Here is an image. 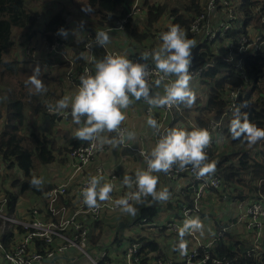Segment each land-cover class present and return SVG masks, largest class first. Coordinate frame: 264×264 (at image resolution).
<instances>
[{
	"label": "trees",
	"instance_id": "trees-1",
	"mask_svg": "<svg viewBox=\"0 0 264 264\" xmlns=\"http://www.w3.org/2000/svg\"><path fill=\"white\" fill-rule=\"evenodd\" d=\"M130 2L131 0H69V4L72 7L83 8V4H90L93 11L90 13L85 12V14L95 19V24L88 23L84 25L82 33L77 38L71 39V37L63 36L68 51H71L70 60L74 67V76H70L71 84H73V81H77L75 78L77 71L90 65L88 62V45L100 59L109 55L104 46L97 44L95 31L104 28L114 29L118 21L129 12ZM204 2L205 0H174L176 5H169L166 2H162V0L160 2L143 0L142 7L144 8L145 16L143 31L141 32L130 26L132 19H129L124 24V31H127L131 36L135 35L141 41L144 39L143 37L151 35L149 30L156 27L155 25L164 14H168L172 18L170 25L178 24L183 30H186L191 22L203 13ZM258 5L260 7L257 9ZM238 9L244 18L241 25L237 23L234 26L232 35H236L237 32L246 33V26L249 23L254 28L259 26V20L261 21L264 16V0H240ZM68 13L69 11L65 8H60L43 25H39V12L27 8L24 0H0V123L2 124L0 128V165L3 164L9 170L19 168L24 177L22 180L13 177L8 186L0 185V197L6 200L4 214L7 215L13 212L20 191H30L37 195L41 194L42 201L33 204L29 208V216L31 209L39 206L38 211L46 222L50 220L57 221L56 215L46 207V200L43 197L44 192L54 184L44 188L34 187L30 183L33 177H36L33 172L39 165L52 163L56 156H60L65 160L68 152L73 147L87 143V141L73 138L68 145L59 146L57 139L53 136L37 135L34 132V128L26 130V125L31 123L34 116L46 114L45 110L47 108L56 107L58 100L67 97L70 86L65 84L62 74L60 75L58 71L56 73L51 72V67L54 62H58L59 66L57 69L62 71V68L67 69L69 67V62L52 58L47 54L41 56L49 67V69H46L47 71L41 70L39 76L46 91L35 94L34 89L30 92L29 86L25 85V81L33 74V69L36 68L34 59H17L12 52V37L14 33H19L27 38L35 37L37 34L42 33V36L51 42L53 36L50 34L53 30H56L59 35H61V30L67 32L69 23L66 14ZM92 24L94 25L93 27ZM168 27L164 28L163 31H167ZM186 38L196 41L197 36L187 34ZM212 45V43L207 41H196V47L192 49L191 62L194 65L210 63V66L200 76L198 84L202 86L203 90L199 88L198 96L194 92V88H198V84H195V87H191L189 84L195 95L194 103L199 110L198 114L196 112L194 115H190L197 128H207L210 119L215 121L222 119L223 125H225V128L223 127L220 132L221 139H224L222 143L219 145L213 140L211 146L206 151L204 150L207 155V160L204 163L215 164V172L205 177L217 176L221 184H226L230 187L231 192L234 189L238 191L236 193L237 198L240 200L247 198L251 200L257 195L264 196L263 151L255 150V154L253 153V148L258 147L260 143L264 144V139L254 145L248 144L243 138L233 139L229 132V125L230 121L239 112L241 117L246 114L253 124L264 128V45L253 54L249 52V54L241 55L250 86L242 83L239 71L232 62H227L222 55L213 52ZM239 86L251 88L241 93L236 101L235 108L225 114L227 113L225 112L228 109L227 106L231 104L228 93L231 89H237ZM174 129L192 131L195 128L186 123L184 114L182 116L181 113L177 112L167 133ZM230 147L233 149L236 147V150L234 151ZM173 167L180 171V176H184V169L181 170L176 165ZM89 170L90 168L77 174L73 185L77 186L79 180L84 175H87ZM234 184L245 187L248 194L243 189L238 190V186ZM159 186L157 185V191H161ZM184 189V200H182V197L179 198V195H176L173 200L174 204L167 201L165 202V207H160L157 204L158 200H153L151 196H148L136 206L133 205L138 210L136 218L145 217L153 221V218H156L159 212L163 210H174L176 211L175 215L179 216L181 208L185 204L190 203L192 198L191 187ZM208 191L215 194L218 193L217 190L211 188H208ZM70 200H66V202H70ZM55 208L57 209V206ZM203 217L206 216L203 214ZM134 220L136 221V219ZM132 221L130 219L125 224L127 225ZM222 225L223 223L220 221L215 224L216 228H221ZM15 226H17L16 230L21 235H24L25 230L22 226ZM104 226L107 227L106 230ZM123 226L125 225L122 222L115 226L113 219H104V221L103 219H98L87 222L93 242H98L105 238L113 227H115V230L120 231ZM163 229L157 232H165ZM233 232L236 233L235 230ZM119 236L120 238L116 236V240H121V234ZM129 237L133 239L132 235ZM91 238L89 239L91 240ZM140 238L144 239L146 237L140 236ZM31 242L38 252L44 253L46 250L54 249L53 244L40 238H33ZM2 246L4 250H8L4 246V242ZM143 247L149 250H158L162 256H166V253L162 251L160 245L155 241H144ZM246 247L247 243L242 238H238L227 231L223 237L219 238V242L213 251L217 257L229 260L233 264H244L245 262L247 264H264V253L262 254V259L247 256Z\"/></svg>",
	"mask_w": 264,
	"mask_h": 264
},
{
	"label": "built area",
	"instance_id": "built-area-1",
	"mask_svg": "<svg viewBox=\"0 0 264 264\" xmlns=\"http://www.w3.org/2000/svg\"><path fill=\"white\" fill-rule=\"evenodd\" d=\"M140 0H133L129 12L124 18L118 21L117 26L114 29H122L124 24L133 19L139 17L143 12L142 6L139 3ZM224 6L228 5V0H223ZM258 5L256 8L258 9ZM206 15V13H205ZM204 16V14H202ZM199 17V16H198ZM228 19L226 22L221 21L219 25L213 29V26L210 28L199 27L197 18L195 23L184 32L193 36H197L199 41H211L217 33L223 28V34H225L228 23H233L237 20V10L230 15H227ZM264 16L259 20V26L257 28H252L251 25H247L246 33H239L233 40L231 44L223 50L224 59L227 62H232L238 69L240 77L243 82L248 81L247 73L244 68V62L241 58L242 54H253L257 50L261 49L264 45ZM96 35V34H95ZM58 37V36H57ZM64 42L60 43L56 41L46 44V52L52 58L61 59L66 62H69V67L65 70V78L71 79L70 76H74V67L73 63L70 60L71 51H68L65 39ZM96 40V39H95ZM52 41V40H51ZM216 43V38L215 42ZM92 53V50L89 51V56ZM109 55H118L116 52H111ZM126 58L130 59L133 62L147 63L151 71V75L147 77V80L150 84L153 85L152 91L154 92L157 88L154 86V81L159 78L160 73H157L155 70V65L153 62L144 61L141 59V56L132 53ZM210 66V63H203L199 65H194L191 62L189 68V74L191 75V80L189 84H198L200 81V76L203 71ZM91 74L90 66H85L80 71H77L75 78L76 88L79 90L80 87V77L81 75ZM174 80L173 76L165 79L164 83H169ZM163 94V85L160 87ZM243 86H239L237 89H231L228 93V98L231 100V104L228 105V108H233L236 105V101L239 95L244 92L246 89L241 91ZM171 108L165 106L162 107V112L164 115L157 117V123L159 125V131L154 130V137L157 141L164 135L169 128L170 124L167 122L172 119V112L174 107ZM152 108L148 106V112H152ZM70 109L65 113L70 116ZM153 116V115H152ZM71 117V116H70ZM219 120H212L211 131L208 128H205L209 131L210 135L212 131H217L219 127ZM198 129V128H196ZM113 137L117 139L120 138V134L123 135V142L118 143L120 146L128 147L129 144L126 141L127 129L126 126L121 124L120 129L117 132L110 133ZM213 135V134H212ZM214 139L211 137V142L208 147L205 148V151L211 146ZM103 146H100L98 142H88L77 147H73L67 154V161L74 172V175L79 172L90 168L87 175H84L80 180L76 188L74 189L75 193L72 192L70 186L66 182L58 183L48 190L45 191L43 197L46 200V207L51 210L55 215L57 221L50 220L46 222L42 215L39 213V206L31 209L30 216L26 220L18 219L12 214H4V205L6 200L0 197V219L3 223L11 222L14 225H20L25 230L22 239L16 243L12 248L4 250L2 244L0 243V256L9 264H47V259L53 258L56 255H62V253L68 250H76L85 260L87 264H233L229 260L221 259L216 256L213 249L216 247L219 242V238L223 237L224 234L229 231V229L236 230L237 234H240L243 240L247 243L246 240L250 242L246 247L247 256L259 257L262 259V254L264 253V196L257 195L255 198H251L250 201L246 202L239 200L234 197V200L229 196L226 200L234 201L235 208H238V214H232L228 217V223L224 222L221 228H216L210 230L208 236L205 234V229L203 227L201 231H192L186 235L189 238H183L184 242L187 245L186 254L182 255L179 251H176V246L180 241L178 235L179 227H182L183 221L187 218H197L200 217V207L197 203L198 198L203 194V190L207 188L215 189L218 193L231 192V189L226 184H221L217 176L214 177H204L197 179L195 175V170L192 166H188L184 169V185L181 191H179V198L185 196L184 188L191 187L192 189V198L191 202L185 204L181 208L180 215L177 216L182 221L173 219V222H168L165 225L157 228L153 221L148 220L143 217L141 219L132 217L133 221L129 223L130 229L126 235L125 242L123 240L115 246L112 250L109 251L114 253L117 249L120 251V259L118 262H114L111 257L108 255L106 245H102L104 248L101 251H97L96 256H92L90 253V239H89V229L87 227V222L98 220L102 217L104 213H117L121 212L120 208L115 204L117 199L125 197L129 192L135 191V186L133 188H127L124 192L120 193L116 190L117 176L111 171H106L103 166L94 164L91 165L95 160L97 155L103 150ZM1 170V167H0ZM147 170V165L145 167ZM180 171L176 168H172L167 174L161 172L163 180L166 182L168 179L180 178ZM154 175V172L152 173ZM104 177L107 184L112 185V192L109 194V199L106 201L98 200V207L89 208L84 203L83 198V189H85L92 177ZM190 177L188 179L187 177ZM122 184L125 185L122 181ZM71 193L75 194L70 202H66L67 198L71 197ZM147 197H142L141 200H145ZM182 201V200H181ZM134 201H129L132 205ZM58 203H60L58 205ZM77 203V205H76ZM238 203V204H237ZM57 206V209L55 208ZM71 208L73 212L68 215V210ZM231 209L234 210V207ZM135 216V215H134ZM236 217V218H235ZM201 218V217H200ZM136 219V221L134 220ZM138 224L144 225L149 229L156 228V230L163 229L165 232L159 233L156 232V235H162L164 241L167 242L168 248L165 250L162 248V251L166 253V256H162L158 250H149L148 248L143 247L144 241H148L145 238L143 240L141 237L147 236V231H135L133 225L139 226ZM215 224V223H214ZM133 234V235H132ZM132 235L131 239L129 236ZM33 238H40L45 240L48 243L54 245V249L46 250L44 253L38 252L31 240ZM60 240L59 242H55ZM156 240V239H155ZM174 249V250H173ZM144 260V261H143ZM241 264V263H239ZM244 264H247L245 262Z\"/></svg>",
	"mask_w": 264,
	"mask_h": 264
},
{
	"label": "clouds",
	"instance_id": "clouds-1",
	"mask_svg": "<svg viewBox=\"0 0 264 264\" xmlns=\"http://www.w3.org/2000/svg\"><path fill=\"white\" fill-rule=\"evenodd\" d=\"M237 2L236 10L239 15L238 6L240 0ZM132 3L133 0H131V5ZM142 9L144 15V8L142 7ZM82 11L90 13L93 9L90 4H83ZM243 18H237L239 25H241ZM122 30H124V27ZM60 34L66 36L67 32L61 30ZM95 34L98 45L105 46L110 43L111 38L107 31L96 30ZM160 40L161 44L158 49H154L151 52H142L140 55L135 54L141 56V59L144 61L149 60L153 62L157 73L162 74L154 81V86L160 88L163 85V94L158 91H152L153 85L147 80V77L151 75L147 63L133 62L120 55H106L103 59L95 61L94 75H81L79 90L71 98V103L69 97H64L57 101V111L69 109L70 107L69 114L73 123L80 125L83 122V127H77L73 136L74 138L88 142L96 141L100 146L105 143L114 146L122 143V134H120L119 139L116 137L109 139L101 134L104 132L114 133L120 129L122 122L125 120V114L122 109H127L132 103L130 97L137 101L143 99L150 109L165 106L171 108L181 103L188 107L193 105L195 95L189 87V81L191 80L189 68L192 60V49L196 47L198 39L196 38V41H194L186 38V33L180 25L173 24L169 25L168 30L161 34ZM219 55H222L224 58V54L219 53ZM40 71V67L37 66L33 69V74L25 81V85L29 86V91L32 92L34 89L35 94L46 91L43 81L39 78ZM171 76H174L175 79L169 83H164L165 79ZM248 82H243L242 80V83L250 86ZM247 86L242 88V90L246 89L248 91L251 87L247 88ZM233 108L226 109L225 112L227 113L225 114H228ZM151 117L147 119L146 123L150 128L158 132L159 125ZM171 125L172 123L169 126ZM229 132L233 139L243 138L250 145H254L264 139V128L253 124L246 114L241 117L239 112L230 121ZM128 135L129 138H134L135 136L134 133H129ZM210 142L211 135L207 129L198 128L192 131L174 129L169 131L167 135L162 136L157 141L150 152L140 151V155L147 163V170H137L134 177L124 176L123 183L129 188L135 186L136 190L129 192L123 198L117 199L115 204L120 208L121 212L134 216L137 209L129 203L130 200L141 203V198L148 196H151L153 200H168L170 196L168 189L165 188L157 191L158 179L152 173L163 172L167 174L174 165L178 166L181 170L191 165L195 170L197 179L214 173L215 164L204 163L207 160L204 150L209 146ZM102 180L103 177L94 176L91 178L88 186L83 189L84 203L89 208L98 207V200L106 201L109 199V194L113 190L112 185L107 183L101 185ZM30 183L34 187L39 188L42 180L33 177ZM56 184L58 183L54 185ZM226 221H228V218H226ZM202 230L203 224L198 217L185 219L182 227L178 229L180 241L175 250L179 251L182 255L186 254L187 245L184 242V236L192 231L202 232ZM124 238L126 237L124 236Z\"/></svg>",
	"mask_w": 264,
	"mask_h": 264
},
{
	"label": "crops",
	"instance_id": "crops-1",
	"mask_svg": "<svg viewBox=\"0 0 264 264\" xmlns=\"http://www.w3.org/2000/svg\"><path fill=\"white\" fill-rule=\"evenodd\" d=\"M130 5H131V2H130ZM141 21L144 26V21H145L144 15L142 16ZM171 21H172V18L168 14L164 15L162 18L159 19V21L155 25L159 29H161L157 37L158 39H159V36H161V34L165 32L163 31V29L164 28L166 29L170 25ZM139 22H140V18H138L137 20L132 19L130 26L132 28L140 27ZM93 26L94 25L92 24V27ZM97 30L107 31L110 35V38H111L110 43L104 46L106 51L117 52L118 55L124 56V57L131 55L133 52L139 55L142 52H151L154 49H158L161 44V43H157V40H156L155 43H153L149 48L146 47L144 49L141 47L142 40L141 41L136 40V39L132 40V38L128 36L127 32L122 29L104 28V29H97ZM76 31H79L78 34H81L83 31V28L77 25ZM71 33L73 32L71 31ZM147 43L148 42L145 40V45H147ZM88 56H89V52H88ZM96 60H100V58L97 55H95L94 52H92L90 56L88 57V62L90 63L89 66L92 69V75L95 74V61ZM41 66H42V69L44 70L49 69L48 65L43 61V59L41 61ZM58 66H59V63L54 62L51 68L58 67ZM65 70H66L65 68L64 69L62 68V71L58 70V73L60 75L62 74L65 84L70 86V91L67 97L70 98V103H71V98L75 96V94L78 92V89L75 87L76 82L73 81V84H71L70 83L71 79L67 80L65 78ZM173 78L175 79L174 76ZM156 91L162 94L161 88H157L154 92ZM130 99H132V103L129 105V107L127 109H122V111L125 114V120L122 122V124L125 125L127 129L126 141L129 144V146L124 147L118 144L114 146L112 144L105 143L103 146V150L100 151V153L97 155L96 160L91 164V165H94V164L101 165L104 167L106 171H111L112 173H115V175L117 176L116 190L117 192H120V193L124 192L127 188L126 185L122 184V181L125 175L134 177L137 170H145L147 163L144 160V158L140 155V151L143 150L144 152H150V150L157 143V139L155 137L151 138L152 128H150L147 125L146 123L147 119L153 115L151 118L157 120V117L164 115L162 112V107L152 108L153 109L152 112H148L149 105H147L143 99L139 101L131 97ZM67 111L68 109L57 111L56 107L47 108L45 110L46 114L44 115L39 114L32 118L31 123L26 125V130H31L32 128H34V132L37 135H42V134L50 135L57 139L59 146L68 145L73 140L74 138L73 136H74V133L77 127H83V122L80 125H75L72 121V118L69 115L65 114ZM1 126L2 124L0 123V128ZM129 133H134L135 134L134 138H129V135H128ZM101 135L104 137H108L109 139L113 138V136L108 132H104ZM56 159H57V156L55 160ZM55 160L48 165L37 166L36 169H37L38 175H42V172L45 166L54 165L56 163ZM59 160L63 161V159L60 158V156H59ZM62 166H64V168ZM7 169L8 168H5V166L1 164L0 171L2 170L7 171ZM60 170L62 172L60 176H57L56 178L51 177V179L46 178L45 180H43L40 187L44 188L49 185H52V183L66 182L69 184L71 190L73 188H76V186H74L73 184L75 181V177L78 173L74 175V172L72 171V168L70 167V165L69 164L64 165V163L60 164ZM15 171L21 172L19 168L16 169ZM83 174H85V172H83ZM154 176H156L158 179L157 185H160L159 187H161L162 190L167 188L168 192L172 194L174 193L173 190L175 189L172 186L169 188L168 182H171V181L179 182L178 187L183 188L184 180L186 179L184 176H182L180 178L168 179L165 182L162 178L161 172L160 173L154 172ZM10 181H8L7 178L3 179L2 181H0V185L8 186ZM104 182H106V179L103 177V180L101 181V185H103ZM14 190L17 191L16 188H14ZM74 195L75 194H71V197L67 199L68 200L72 199ZM176 195H179V191L178 192L175 191V195L174 196L170 195L169 199L166 200L165 202L170 201L172 204H174L173 200ZM41 201H42L41 194L37 195V194L31 193L30 191L28 192L20 191V193L18 194L17 200L15 202L12 215L16 216L18 219L26 220V218L29 216L28 214L29 208L33 204L40 203ZM133 203H134L133 204L134 206L138 204L136 202H133ZM163 207H165V203ZM137 212L138 210L136 211V213ZM175 212L176 211L174 210H163V211H160L159 214L167 215V217H173V219L182 221L181 219H179V217L175 215ZM115 214L116 213H104L102 216H108L109 219H114ZM119 214H126L130 216V218L132 217L136 218V214L135 216L131 214L123 213V212H120ZM200 217L198 218L202 222L203 220ZM101 219L102 218H100V220ZM165 219L168 222H173V219L172 220H168V218H165ZM203 219H206V217H203ZM225 221H226V218H223L221 220V222H225ZM138 225L139 226L133 225L135 227L133 228V230L137 232L141 231L143 233L144 231H147L146 234H148V231L155 229V228L149 229L146 226L141 225V224H138ZM16 227L17 226L9 225V223H3L2 220L0 219V243L3 245V242H4V246L7 248H12L16 243H18L22 239L23 234L21 235L20 232L16 230ZM104 229L106 230L107 227L104 226ZM212 229H214L213 224L211 226V230ZM120 234H121V231H117L115 230V227H113L110 230V232L106 235L105 238L111 241H115V246H117L118 244H120V240H116V236ZM55 242H58V241L56 240ZM101 246L102 244L99 242V243H96L95 247L90 248V253L93 257L97 255V251H101L104 249V248L100 249ZM109 249L110 248L107 247V251H108L107 253L109 257H111V259H113V261L117 263L121 256L120 251L116 249L114 253L111 254L109 252ZM0 264H9V263L6 262L0 256ZM47 264H87V261L80 254H78L76 250H68L62 253V255H57L55 259L51 260L50 262H47Z\"/></svg>",
	"mask_w": 264,
	"mask_h": 264
},
{
	"label": "rangeland",
	"instance_id": "rangeland-1",
	"mask_svg": "<svg viewBox=\"0 0 264 264\" xmlns=\"http://www.w3.org/2000/svg\"><path fill=\"white\" fill-rule=\"evenodd\" d=\"M153 1L160 2L161 0H153ZM237 1H239V0H237ZM237 1L236 0H228L227 1L228 5L225 7L223 0H205V2L203 3L204 4V10L202 13V14H204V16H202V14H201L199 17H197V18H201L198 20L199 27L210 28L211 26H213V29H214L219 25V23L221 21L226 22L228 19L227 15L233 14L236 11V7L238 5ZM162 2H166L169 5H174V4L176 5V3H174V0H162ZM139 3H140V6H142L143 0H140ZM24 4L27 8L32 9V10H36L37 12H39V20H40L39 25H43L44 22L48 18H50L53 14H55L60 8H65L66 10H68L69 13L66 14L67 21L69 23V27H68L67 35H66L67 38L71 37V39H73V38L78 37L79 31H76L77 25L84 28V25H86L88 23H94L95 24L94 18L87 16L85 14V12L82 11V8L72 7L69 4V0H24ZM205 13H206V15H205ZM164 15H167V14H164ZM142 16H143V12L141 13V15L139 17L135 18L136 20L138 18H140V22H139L140 27H136L135 29H137L141 32L143 31V23L141 21ZM238 17L243 18V15L240 12V10H239V15H238V11H237V18ZM135 19H133V20H135ZM195 19L191 22L190 27L195 23V21H197ZM91 20H93V21H91ZM144 20H145V16H144ZM237 23L239 24L238 20H236L233 23L232 27H231V23H228V28H227L225 34H223V28H221V30L217 33V37L214 36L211 41H207L208 43L213 44L212 45L213 52H217V54L219 55L220 52L223 53V50L231 44V40H233L239 34L237 32L236 35L235 34L232 35L233 28ZM71 31L73 33H71ZM160 31H161V29H159L157 26L152 28L151 30H149L151 35L145 36L146 38L143 37L144 39H142L141 47L144 49L146 47L149 48L153 43H155L156 40H157V43H161V40H159L157 38ZM50 35L53 36L51 42H49L46 38H44V36H42V33H39V34H37V36H35V37L33 36L30 38H27L25 36H21L19 33H14L13 37H12V43H13L12 52H13L14 56L17 59H19V58H25V59L33 58L34 63L36 64L35 67L39 66L40 69L43 71L44 69H42V66H41V61H42L41 56H44L45 52H48V49H46V44L52 43V42H54V44H56L55 43L56 41H58L60 43L64 42L63 35H59L56 32V30H53ZM128 36L131 37L132 40H134V39L138 40L135 35L131 36L128 34ZM150 36H154V37H150ZM215 38H216V43L214 44ZM145 40L148 42L147 45H145ZM90 50H93V49L90 47V45H88L87 51H90ZM107 53H108V51H107ZM133 53H135V52H133ZM44 71H47V70H44ZM57 71H58L57 67L51 68V72L56 73ZM190 86L195 87L196 85L190 84ZM199 88H201L203 90L202 86H200L199 84H198V88H196V87L194 88V92L196 93L195 94L196 96H198V94L200 92ZM177 112L181 113L182 116L184 114V119H185L186 123L189 124V126H192L195 129L197 128V125L194 123L192 117L190 116L191 114L194 115L196 112H197V114L199 112L198 107H196L195 103H193V105L191 107H188L183 103L175 106L173 109V112H172V119H170L167 122V124L173 123V120L175 119V115ZM219 123L220 124H219L218 130L214 131V132L212 131L213 135L211 134V137L214 139L216 144L220 145V143H222V141L224 140V139H221V137H220L221 133L220 132L223 129V127L225 128V125H223L222 119L219 121ZM211 127H212V119L209 120L207 128L211 131ZM151 136H152L151 138L154 137V130L153 129L151 131ZM230 149L235 151L236 147L234 149L230 147ZM255 150L263 151L262 156H264V144L263 143H260V144H258V147L256 146L255 148H253L254 154H255ZM227 151H229V150H227ZM60 158H62V157H60ZM259 160H260V158H259ZM55 162L56 163L54 165L45 166L44 170L42 172V175H38L37 169H35L33 174L36 175L37 178L41 179L42 182L46 178L51 179V177L56 178L57 176H60L62 173L60 170V164L64 163V165H66L69 163L67 161V158L63 161H60L59 156H57V159L55 160ZM62 167L64 168V166H62ZM13 177L16 179H19V180H22L24 178L21 172H17L15 170L11 171V170L7 169V171H4V170L0 171V181H2L3 179H6V178L8 179V181H10ZM209 177H214V176L212 175ZM187 178L190 179V177H187ZM52 184H55V183H52ZM234 185L238 186L239 184H234ZM168 186H169V188L172 186L175 189V190H173V192H174L173 194L170 193L171 196H174L175 191L178 192L182 188V187H178L179 182H172V181L168 182ZM237 188H238V190L243 189L248 194V191L246 190L245 187L240 185ZM74 189L75 188L72 189L73 193H75ZM203 191L204 192H203L202 196L200 198H198L197 203L201 209L200 213H199V215H201V218H202L203 214L206 216V219L202 218V220H203L202 224H203V227L205 229L204 235L208 236L210 234L212 224L214 225V223H217V221L221 222V220L223 218H228L232 214H235V213L238 214V208H235L234 201L226 200L227 198H229V196L233 200H234V197L237 198L236 193L238 191H236L234 189L232 192H226V193L224 192V193H219V194L218 193H216V194L211 193L210 191H208V188L203 190ZM184 199H185V196L183 197L182 200H184ZM237 199H239V198H237ZM242 200L246 201V202L250 201L248 198L242 199ZM164 203H165V201H157V204L160 207H163ZM76 205H77V203H76ZM232 207H234V210L231 209ZM72 212H73V210L71 208H69L68 215H70ZM119 213L115 214L113 222L115 221V226L119 222L124 223L125 226H123L121 229L122 231L121 230L120 231L126 237L127 233L129 232L130 226H129V224L126 225L125 222L130 221V216H128L126 214H119ZM101 218L103 219V221H104V219H109L108 216H102ZM165 218H168V220L173 219V217H167V215L158 214V216L156 218H153V222L156 224L155 226L157 228H160L161 226L168 223V221ZM225 222L228 223V221H225ZM8 223H9V225L12 224L11 222H8ZM155 229L148 231L146 239H148L150 241L151 240L153 241L156 239L155 242H157L162 248L167 250V248H168L167 242L164 241V239H162L163 238L162 235L157 236L155 234L157 231ZM229 233L233 234L234 236L236 235L238 238H243L240 234H237V232L234 233L232 229H229ZM123 235L121 236L122 237L121 240H123V242H125L126 240H125ZM117 236H118V238H120L119 235H117ZM89 238H91L90 230H89ZM184 238H189V236L185 235ZM57 241L59 242L60 240H57ZM246 241L249 245L250 242L248 240H246ZM98 242H100L102 245H106L110 249L115 247V241H111V240L106 239V238L101 239ZM98 242H93L92 238H91L90 247L91 248L95 247L96 243H98ZM100 249H103L102 246L100 247ZM109 252L112 254L111 251H109Z\"/></svg>",
	"mask_w": 264,
	"mask_h": 264
},
{
	"label": "water",
	"instance_id": "water-1",
	"mask_svg": "<svg viewBox=\"0 0 264 264\" xmlns=\"http://www.w3.org/2000/svg\"><path fill=\"white\" fill-rule=\"evenodd\" d=\"M56 257H57V255L54 256L53 258H49V259H47V261L50 262L51 260L55 259Z\"/></svg>",
	"mask_w": 264,
	"mask_h": 264
}]
</instances>
